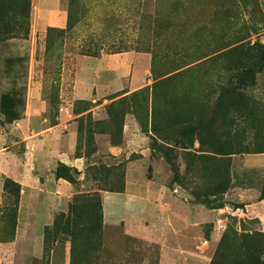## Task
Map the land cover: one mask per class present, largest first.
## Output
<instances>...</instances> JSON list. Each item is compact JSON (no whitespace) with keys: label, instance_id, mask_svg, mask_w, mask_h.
Wrapping results in <instances>:
<instances>
[{"label":"rangeland","instance_id":"rangeland-1","mask_svg":"<svg viewBox=\"0 0 264 264\" xmlns=\"http://www.w3.org/2000/svg\"><path fill=\"white\" fill-rule=\"evenodd\" d=\"M69 12L72 27L37 33L34 50L30 16L0 35V97L21 102L30 132L61 138L24 212L0 177V264H264V153L238 152L218 126L229 97L213 95L243 57L233 49L256 46L261 72L244 89L264 109V0H72ZM7 125L0 113L2 140ZM7 142L0 152L26 151L19 136ZM50 173L72 187L55 206ZM126 187L149 209L141 236L101 219L103 193ZM78 197L76 234L46 232Z\"/></svg>","mask_w":264,"mask_h":264},{"label":"crops","instance_id":"crops-1","mask_svg":"<svg viewBox=\"0 0 264 264\" xmlns=\"http://www.w3.org/2000/svg\"><path fill=\"white\" fill-rule=\"evenodd\" d=\"M68 5L69 0H31L29 14L31 24L29 26L28 40L26 41L31 45L33 50L37 33L41 35L49 28L65 29L68 16ZM28 61L29 63L33 62L31 54H29ZM101 86L102 82L95 83V94L98 95L103 93L106 89ZM34 109L35 107H33V110ZM25 122L26 121L20 119L7 125L10 126L8 133L3 140L0 138V148H3L5 144L8 143V139L12 136H19L26 142V151L21 157L13 154L10 148L0 152V177L11 179L21 187L20 212H24L25 207H28L29 192L32 189L39 190L40 187L43 186L38 176L49 172L60 159L59 144L61 143L59 129L51 128L43 131L41 130L40 132H34L31 129L30 132V126H27ZM22 124L23 126H21ZM49 176L53 193L47 192L45 195L47 201H50L51 206H55L56 198L63 199L69 196L72 192V187L62 179H54L51 173ZM43 189H45V187ZM1 190L2 183L0 182V191ZM133 197V190H129L128 187L125 188L123 193H103V224L106 226H117L121 224L127 234L141 236L138 224H142V217L149 215V209L142 197L140 200ZM258 204L264 208V199H259ZM44 211L46 213L47 209ZM51 219V213L48 212L46 217L43 218V222L48 224ZM258 219L261 225H263V217H261L260 214ZM22 229L23 228L20 227L18 228V234L21 233Z\"/></svg>","mask_w":264,"mask_h":264},{"label":"trees","instance_id":"trees-1","mask_svg":"<svg viewBox=\"0 0 264 264\" xmlns=\"http://www.w3.org/2000/svg\"><path fill=\"white\" fill-rule=\"evenodd\" d=\"M70 1V0H69ZM31 0H0V35L2 30L9 29L11 26L16 27L19 23H13L11 21V16L16 15L20 18H24L26 21L29 19V9H30ZM72 11V0L68 5V12ZM70 13V12H69ZM72 27V22L67 16L66 30H69ZM17 30L14 29L13 32ZM12 32V31H11ZM29 33V24H28V32H26V36ZM11 38H14L12 36ZM27 40V38H26ZM2 41V37H0V42ZM256 46L245 47L243 45L235 47L234 51H241L240 55L242 58H239L233 66V74L231 78L227 79L226 82H217L216 88L214 90V94L216 95L215 103H220L222 97L227 95L229 97V103L224 105L223 110L221 111L220 120L218 122V126L223 128L225 133L228 132V135L236 137L239 142V153H247V154H263L264 153V127L261 123L256 124V118L264 120V109L257 105V102L253 100L248 93L245 91V84L250 83L249 85H253L254 73L261 72L259 69V65L261 62L256 60H252L249 55V50H253ZM261 48V47H260ZM243 53V54H242ZM17 60V59H16ZM20 60H18L19 62ZM7 66H10L11 61H5ZM21 105L19 100H15L11 98L8 94H3L0 97V113L4 117L5 124H12L15 121L22 119V116L17 111V107ZM235 114V115H234ZM234 116V121L230 124L227 121L229 116ZM236 116V117H235ZM242 121L247 122V126H245ZM251 130L250 137H245L247 130ZM228 137L225 138V140ZM224 141L223 143H226ZM212 149V148H210ZM232 154L226 151L220 153V155ZM69 182V181H68ZM70 183V182H69ZM3 190L6 193L12 195L15 200H18L20 194V187L18 184L14 183L12 180L5 178L3 182ZM260 200L264 199V190L261 191ZM80 197L75 198L68 206L67 214H59L55 217L54 223L51 229L46 232L50 233H66L73 232L72 235L76 234V223L78 222V214L77 207L78 204H81ZM84 208L91 209L93 204L86 202V205L82 206ZM7 218L10 214V209L4 210ZM101 219H102V207H101ZM10 220V219H9ZM75 231V232H74Z\"/></svg>","mask_w":264,"mask_h":264}]
</instances>
